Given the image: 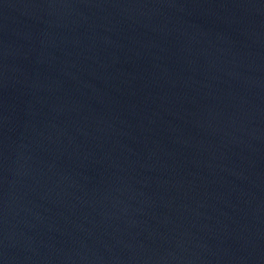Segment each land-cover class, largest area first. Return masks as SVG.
I'll return each mask as SVG.
<instances>
[{
    "label": "water",
    "instance_id": "1",
    "mask_svg": "<svg viewBox=\"0 0 264 264\" xmlns=\"http://www.w3.org/2000/svg\"><path fill=\"white\" fill-rule=\"evenodd\" d=\"M0 264H264V0H0Z\"/></svg>",
    "mask_w": 264,
    "mask_h": 264
}]
</instances>
